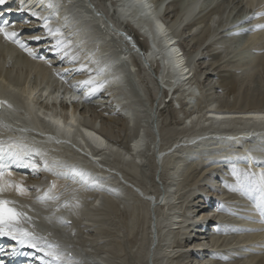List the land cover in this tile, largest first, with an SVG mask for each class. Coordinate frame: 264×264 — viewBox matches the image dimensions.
I'll list each match as a JSON object with an SVG mask.
<instances>
[{"label":"bare ground","instance_id":"bare-ground-1","mask_svg":"<svg viewBox=\"0 0 264 264\" xmlns=\"http://www.w3.org/2000/svg\"><path fill=\"white\" fill-rule=\"evenodd\" d=\"M72 1L75 2L76 0H72ZM77 1H78L77 3L79 4L78 7L73 6V4L68 2L67 0L61 1L62 5L57 4V7L53 11V13L48 14L49 16H52V26L60 28V30L64 33V36L67 39L71 40L72 50L74 48H77V45L83 47V49L85 51H90V49H94L95 47H97V50L93 52L90 59L91 60L96 59L97 57H100L101 59L106 58L107 61L104 64L107 65L108 68L110 66L112 68L111 72L113 73L114 61H115V59H119L120 57H122V55L121 54H115V53L111 54V55L107 54L108 45L105 44L104 41L108 38L109 34L108 33L103 34L102 31L100 32L99 30H97V28L94 25L95 22H98L103 27H108V29H110V26H108V25H109V23H111V21L108 20V23H107V22L102 21V19H98V20L96 19L95 20L93 16L89 17L87 14L90 12L84 11L85 8H87V6H84L82 1H79V0H77ZM93 1L94 0H92L91 3H93ZM166 1L167 0H147V2H145V0H137V2L143 7L149 6L151 4L154 5L155 8L153 9V7H152V12H155L157 9H161V10H162V8L164 9V4ZM205 1H207V0H205ZM256 1L257 0H248V1L246 0V5L252 7ZM96 2H97L96 4L93 3L94 5L90 3V5L92 6V9L95 12H99V10H97V8H99L101 10L106 8V6L102 2V0H97ZM107 2H110V4H111L113 1L107 0ZM175 2L177 3L176 7L173 6L174 8H171L172 4H170V6L166 7V10L171 12L172 16H174L172 24L169 27L167 26V28L172 32L169 36H165L164 32L161 33V44H162V46L160 45V47L158 48V52L155 53V55H157L158 57H161L162 62H161V59L157 58V56H155L154 54H152L150 56L153 59H155L156 62L153 61V59L150 56L144 58V60L145 59L148 60V63H145V61H144L145 65H149V68L147 70L144 68L145 65L141 63V60H139V62L137 61V63L139 64V67H140L139 69L140 70L143 69L142 71H145V73L143 74L144 76H142V73L139 72L138 70H137V72H135V78L138 81V84L141 86L142 82H140V80L142 78L147 77V79L150 80L151 85L154 86L153 90L155 92L154 95H155L157 104L153 100V103L150 106V110H149L150 113L149 114L153 113L152 110H153V107L155 108V106L160 108L161 105H163V103H164V106L162 108L164 110L166 107L165 106L166 104L171 103L173 105L172 101L166 103L165 99H167V97H168L166 91H165V93H162L163 95H161L160 98H158V95L160 93V88L157 87V85L152 81L151 76H150L151 67L153 66L151 63H153V62L156 63V66H157L156 69L158 71L160 70V67H161V66H159V62L162 64V68H164V69L167 68V70H170L169 66H168L167 57L165 54H167L168 52L169 53L172 52L173 53L172 54L173 55V61L175 63L176 69L174 67L173 68L171 67V70L173 71V75L172 74L171 75L174 79V83L173 84L169 83L168 87H169V89H171L177 85V87H176L177 89L175 90V92L179 95V99H178L179 101H181V100H194L195 99L196 100L195 104L197 106H199V108L195 109V110L192 107L194 111L192 110L190 112V110H189V113L185 114L186 116L184 118H182V120L180 119L181 123L180 124L176 123L177 125L173 126L174 129H171V130H176L177 131L176 135L179 136V134L181 132L185 133V134L189 133L188 131H186V129L189 128V127H187L188 122L190 124L189 125L190 130H196V129H199V130H230L231 128H233V130H249V131H253V132L263 131L264 130V103L259 104L258 107L256 106L253 110H247V109L243 110L242 108L245 107L246 104H247V106H249L250 103H252V101L243 100V102H240V100L237 99V100H235V103H233V105L236 104V105H241V106H239L240 110L239 109L236 110L237 109L236 106L231 107V105H232L231 102H233V101H231V102L229 101L231 104L230 107H228L229 105H227L228 101L222 102L223 100H221V102L217 103L216 101H218V98H220V96H218L217 99H214L213 101L207 100L209 103L205 104L204 109L203 108L200 109V105L203 103V99L201 96L202 92L199 90L200 88L197 85L199 83L196 81L201 80L202 84L207 86L211 82L214 81V79H212V78H214L217 75H215L212 72H209L210 70L205 69V68H203L202 72L199 73L198 69H197V65H194L192 68H190L188 66V64L183 65L182 61H183L184 56L183 55L179 56V52L174 48L175 45H170V43L172 42L173 39L180 38L181 36L183 37L186 35V32L184 30L180 29L179 32H177V33H175L174 30L178 27V25H179V28H181L182 26L184 27L185 24H187V21L184 18L186 16L185 14L187 13V9L185 8V5L188 4L189 2H187L186 4H183L184 2H186L185 0H179V1L175 0ZM116 3L117 2H113L112 4L116 5ZM216 3H219V2H216ZM20 4L28 10L31 9V7H32L28 1L26 3H23L21 1ZM158 5H160V7H158ZM205 8L206 7H204L203 3H202L201 8L199 9L200 12L198 11L199 13L197 15L193 16L194 17L193 20H195V18H196L194 23L201 20V15H202L201 13H202V10ZM104 11H107V9H104ZM145 11H146V13L148 12L147 9H145ZM214 11H215V9H214ZM91 13H93V11ZM135 15H137V13H135ZM221 16L223 17L222 18L223 23L220 22L219 24H221L220 26L223 27L222 32L224 34H226L224 32V29L226 28V26H228V25L231 26L233 24V21L229 20V15L227 13L225 14L224 12L221 13V15L218 17L214 15L211 18H208L205 22L206 23L205 34H206L207 40H208V38H209V40H211L215 36L216 33H218V32L220 33V31L218 30L220 28V26H217L213 30H210L211 29L210 25H211V23L214 22L215 19L219 20ZM239 16H240V13H239ZM232 17H233V15H232ZM163 18L168 19L169 16L162 14L161 17L159 18V21L162 20ZM232 19L234 20V18H232ZM111 20L113 21V19H111ZM240 20H241V17H240ZM237 21H239V20H237ZM191 22L189 24H187L185 27H189ZM234 22H236V21H234ZM30 25H34V24H30ZM30 25L24 24V25L20 26L21 29H24V33L22 35H20V38L22 40H23V37L30 36L32 38L34 36H43L45 34L44 32L40 33L39 31H31L29 28H26V26H30ZM193 26L189 28L190 33L192 31V28L198 27V26H194V27ZM230 26H228V28ZM113 28L116 31L110 29V32H113V35L116 38L118 37L117 39L120 41V43H123V48H124V49L122 48L123 52L128 53L131 50H133L129 44L124 43V40L122 39L121 36H117L118 32H122V33L127 34V35H128V32H126L123 28L118 27V26L117 27L113 26ZM161 28H163V27L161 26ZM207 28H209V29H207ZM9 30L14 31L13 28H10ZM186 30H188V29L186 28ZM224 34H223V36H221L219 34L221 36V40L223 39V41H227L228 37L224 36ZM138 36H141V35L138 34ZM216 36H217V34H216ZM243 36H244V38H242ZM243 36L242 37L240 36L241 38H235V37L232 38L233 37L232 36L231 38L229 37L230 39H228V41H232V43H234L233 41H241L242 39L243 40L245 39L246 40L245 42H251L254 45H258V43L259 42L261 43V41L264 42V30L257 32L253 35H250V36H249V33H248V36L245 37V34ZM168 37H170V38L168 39ZM142 39H143V43L145 45V47L142 45L144 48L141 47V44H139V41L138 42L136 41V44H137V47L140 48V50H142L143 52H145V54H147L149 51V48L147 49L145 38L142 37ZM33 40L37 41L35 39H33ZM187 40H188V37H187ZM213 40L217 41V37H216V39L214 38ZM218 40H219V42H222V41H220V38ZM80 41H82V42H80ZM25 42H26L27 46H34V48H35V46H38V45L44 46L46 44V42H42V43L41 42L29 43L27 41H25ZM49 42H52V45H53L55 41L52 38V40H50ZM245 42L243 41L244 44H245ZM12 44L18 49L21 48L19 45L15 44V43H12ZM261 44H263V43H261ZM4 45H11V44L4 43ZM229 47L230 46H228V48ZM41 48H43V47H41ZM231 48H233V47H231ZM247 48H248L247 51L244 52L247 55V58H250L251 55L254 56V58H255L256 55L251 54L252 50H250V48L248 46H247ZM7 49H10V48L7 47ZM256 49H258V48H256ZM32 50L37 54L36 50H38V49H32ZM253 50H255V49H253ZM121 51L122 50H120V52ZM151 51L152 50H150V53H151ZM240 51H242V49ZM25 52H27V51H25ZM123 52H122V54H123ZM228 52H229V50L228 51L225 50V54ZM43 53H45V52L42 51V52H39L38 54H43ZM15 54H18V53H15ZM222 54H224V51ZM230 54H232V51ZM82 55L84 57H86L84 55V52L82 53ZM196 55H198V56L205 55L204 50L201 51L200 49H198V50L192 51V55L189 56L188 59L192 60V57H194ZM261 56H263V57H261ZM133 58H134L133 56H131V58L129 57L130 63L132 62L131 59H133ZM256 58L261 59L259 65L264 66V55H260ZM27 59L18 55L17 65L20 67L29 68L30 72L32 74H36V80H35V82H33L34 84L32 86H29V84L31 83V82H29L27 85V88L21 87L20 89L18 88V90H13L10 87V89L13 91H16V92L20 91L22 95L29 97V99H27V100L29 101V103L31 104V108L33 109V115L35 117L34 120H36L37 128H38V129H33V130H39L37 132L41 131L45 135H44V137H42L39 135H32L30 133L27 134L26 132H23L24 130H26L25 128H27V124H26L27 119H26V116L24 114L26 111L25 108L23 110L24 113L20 112V114L19 113L16 114V116H18L19 119L13 120L14 122L10 121L9 124L13 125L14 129H9V128L4 129L3 133L7 132L9 135L17 137V146H19V148H22L23 154H25L29 157V160L25 164H28L32 168L40 171L41 176H38V175L31 176L28 173H20L17 176H12L11 179L14 181H17V182L22 181L24 186L29 190H31V189L39 190L42 187V186H40V184H42V183L48 184V180L55 179L56 189H55V191L50 193L51 195H54V196L59 194V192L62 193V187L67 186V183H69V186L67 187V191H69L70 193L68 194V196H64V195L63 196L61 195V196L64 197V199H65V197H69L70 200L68 199V201H71L74 203V205L70 203L68 205V207L61 208L62 204H58L56 206H53L54 202H41V201L37 202L36 200L33 199L31 194L28 195L27 197H24L26 201H30V202H33L35 204L34 205L35 210H33V209H29V210L27 209L26 210L30 216L34 215L36 217V219H33L32 225H29V226L32 229V226L34 225V230H39V231L50 230V232H51L50 236L53 239L57 238L58 234L64 233L66 231H69V232L76 231L77 236L75 238H74V236H73V238H72V236H70L71 238L68 236H63L60 239L62 244H70L72 246V248H70V245L67 246L66 248H64V250L67 249L68 252L70 251V252H73L75 254V257L70 261V264H80L81 260L83 261L82 264H103V263L104 264L105 263L114 264V261H113L114 257H111V255H108L107 253H110L113 255H115L116 253L114 251L113 252L112 251L106 252L107 251L106 248H108V246H109V249L112 247H116L115 248L116 250L121 248V244L123 243V241H120L118 238L119 237L118 232H120V230H121V233L123 231L122 234H125V237H126L125 239H127L128 241H130L132 243V246H130V247L135 249V251L131 252V258L134 260V262L135 263H141L143 260H145L147 258V261L145 260V262H146V264H148L149 263V256L151 253L150 247H151L153 238L149 239L151 236L149 231H150V226H151L152 221L150 219L151 216L149 214L150 205L147 202H151V201H148L147 199H142L141 197H139V195L137 194V191H132L131 189H126V188H124V186L122 184H118L119 179L117 178V176H115L111 172H107L104 170H97V169L95 170L93 168V166H90L89 160L87 157L84 156V153H77V151H73L72 146H67L65 143H62L61 141L59 142V140H57V142H56L57 138L54 135L55 133L57 135H60L61 132H59V131H61V130L65 131L64 129L68 128L69 125H73V126L76 125L77 128L79 129V127H81V125H82L80 123L81 120L84 121L83 122V125H84L85 121H87L88 123L92 122L91 121L92 119H90L91 115H95L97 117V124L95 121H93V123H91V129H89V131L82 129V130H79L77 133L79 134L82 131V132L88 134V136H87L88 138L101 141V143L99 145L100 150L91 147L81 134L77 135V137L75 139V140L81 142V145L80 144L78 145L75 142V144L78 146L77 148L79 150L86 149L85 151H87L88 153H94L95 152L94 157L97 158V159H95V160H97V163H102L103 162L102 159L107 160V155L105 154V152L111 154L112 157H114V155H116L117 159H113V161H112L113 163L111 162V164H108L109 167H107L108 165H106L107 169L110 168L111 170H115V172L118 171L121 175L125 174L128 178H126L124 180H127L130 184H134V186L136 188H139L143 194H146L148 191V188H147L148 182H147V174H146L147 172L145 173L143 171V166L141 167V164H143V162H146V158H145V161H143L144 155H141L139 152H137V154L133 155L132 154L133 149L130 148L131 147L130 144L132 143V138H133L132 136H134L136 131L137 130L141 131L142 135L147 134L146 133L147 127H145V129H144L145 131H143L141 129L142 126L139 123V121L141 120L142 116H139V121L137 122L136 127H135L133 121H131V118L129 117V115L131 114L129 112L130 110L138 109L141 112L142 109L138 105V103L136 104L134 102V98H131V97H129L123 93L124 89L122 87V84H121V81L119 80V78H118V80L121 84V87L118 86V80L116 79V77L122 72H119V74L117 72H115L114 76L111 77L112 88L109 87V89L104 90L103 88L106 86V83H104V87L101 89V90H103V94H105L106 92L108 93V92L112 91V100H113L112 104L109 106H105L104 102H101L102 100L100 97H102V94H100L93 101L94 103L93 104L91 103L88 106V101L84 100L83 102H81V100L83 99L82 95L75 94V92H74L75 90L71 89V87L78 85L80 81L86 80L90 76L95 77V79H97L98 81H103L101 78L98 77L99 76L98 74H96V73L89 74L86 71L87 69H85L84 71H80V72H77L76 70L72 71V69H73L72 67H71V69L70 68L69 69H64V68L60 69L59 68L57 70V69L53 68L52 65L48 64L49 59H45V58L35 59L31 55L27 56ZM255 59H250V60H252V62H251L252 64L254 62H256ZM200 60H203V59L199 58L198 61H200ZM198 61H197V63H198ZM244 63H246V62H244ZM244 63H243V65H244ZM56 66H58V64ZM137 66H136V68H137ZM241 66H242L241 64H238L237 67H241ZM244 66H246V65H244ZM250 67L252 68V65H250ZM54 70L57 71V74L59 76H61L67 82H69L70 85H67L64 88L59 86V83L57 82V80H59V79L56 77V80H55L53 77H51L52 72ZM68 70H69V72H68ZM194 70H195V72H198V73L196 74L194 72ZM237 70H239V68ZM155 72L156 71H153V73H155ZM192 72L194 73L193 78L185 80L186 77H188L189 74ZM240 72L242 74V70ZM138 73H141L140 75L142 77ZM155 74L157 75V72ZM18 75H23L22 70L17 71V80H20V82H22V81L24 82V80H23L24 75L23 76H18ZM196 75H197V77H196ZM257 76H259L257 74V70H252L248 73H245L242 76L240 75V77H238V78H235L236 74H232V76H229L228 85H230V87H231V85H234V88L232 90L233 95H236L238 98L237 92L240 91V87H241L240 83H241L242 78H244L246 80H248L247 78H249V79L252 78V80L257 83L258 88H259V89H257V95L261 98H264V81L261 80L260 78H258ZM181 79H183V80L181 81ZM226 81H227V79H226ZM220 84H221V82H220ZM141 87H142V92H145L146 90L144 91L145 88H143V85ZM8 89L9 88L1 87L0 98H1V95L3 94V92L8 91ZM148 90H149V88H148ZM215 90H217V88ZM87 91L88 90L84 87L83 88V94H85ZM197 92L199 93V97L196 94ZM222 92H223V90H222ZM145 93H148V92H145ZM123 94H124L125 98L122 97ZM213 94L214 95L216 94L215 96H217L216 91ZM145 96L146 95L144 94V98H145ZM157 98H158V100H157ZM147 99H149V98H147ZM24 101H26V99ZM139 101H141V100H139ZM101 104H103V106H105V107L100 108L99 112H97L98 107ZM113 104H116L115 108H121V112L115 113L114 116H112V113H110V112L115 110V108L112 107ZM3 105L4 104H2V108H3ZM172 105H170V106H172ZM184 106H186L185 108L188 109V107L190 105L188 106V103L183 104L182 108L179 109V112H181V110L183 109ZM87 107H89V108H87ZM201 107H203V106H201ZM240 107H242V108H240ZM80 108H82V110H79ZM83 108L88 109L87 110L88 115H86L84 117H83V111H85V110ZM172 108H173V106H172ZM247 108H249V107H247ZM127 110H129V111H127ZM139 111H138V113L140 115ZM174 111H177V110L174 109ZM156 112L158 113L157 108H156ZM143 113L144 112L142 111V114ZM176 116H177V114H176ZM143 117H145V116H143ZM107 118H108V120H107ZM100 119H101V121H99ZM102 120H103V122L106 121V125H108L109 127H111L112 124L115 123V121H118V120L122 121V124L120 122H119V124L122 125V130L124 129V132L121 131L122 133H120V134L128 136V138L121 141V139H119V138L120 137L122 138V136H119V134H118L119 131L117 132V134L119 136L118 138H117V136L116 137L114 136L115 138L114 137L111 138V136L113 134V133H111V130H113V129H111L109 127H108L109 128L108 131L111 129L109 131L111 133V135L107 130H104V131L100 130L99 127H97V128H99L98 131H100V133H97L94 130H92V129L96 128V126L99 125L102 122ZM258 121L260 122L259 124H257ZM186 122H187V126H186ZM129 123L135 128V130H132V133L130 131L131 129L129 127ZM178 123H179V121H178ZM103 126H105V125H102L101 129ZM154 127L158 130V125L156 124V126H154V124H153L152 126L151 125L149 126V129H151V132H152V129ZM105 128H106V126H105ZM112 128L115 129L114 126ZM119 128H121V127H119ZM169 128H171V127H169ZM49 130H53V131L55 130V131L53 133H47L46 131H49ZM171 130H169V131H171ZM171 132H173V131H171ZM3 133L0 132V134H3ZM158 134H156L155 131H153V135L157 136ZM91 135H95L98 138L92 137ZM166 136L170 137L169 134ZM172 137H174V136H172ZM59 138L63 139L62 136ZM136 139H137V137H136ZM170 139H171V137H170ZM176 140H178V139H176ZM118 141H120L121 143L125 142L127 145H129V148L126 151L121 150L120 146L117 145ZM72 143L74 146V142H72ZM179 143H181V142H179ZM42 144H44V148L46 151L48 149L54 150L56 152L57 157H53L48 152H46L45 150L40 149L38 146H40ZM97 144H99V143H97ZM152 144H154V140H153V143H150V145H152ZM106 146L110 147L108 149H111L112 151L108 152V150L105 149ZM171 147H172L171 145L169 147L166 146V148H163V149L160 147L161 149H158L157 152H159V153L163 152L164 153L167 149H169V148L171 149ZM101 148H103V149H101ZM173 152L175 153V151H173ZM75 153L78 154L79 156L76 155ZM173 156H174V154H173ZM125 158H129L131 161H127L128 164L127 163L123 164L122 160ZM153 159L151 162V166H153L154 172H156V170L158 169V166L155 163L154 157H153ZM76 160H78L79 162H76ZM59 162H61V163L67 162L71 165H78L79 167L62 165L66 170L70 169V171H68V173H65V171H64V173L62 175L56 176V173L59 172V169L57 168V165L60 164ZM137 162L140 163L139 166H140V168H142L141 171L144 172L145 178H144V175L139 177V174L141 172H139L140 170L138 168L139 166L137 165ZM182 162H183V160L179 161L177 164V167H175L176 172L171 173L170 167L175 162H174L173 158H171V157L168 158V160L165 163L166 165H168V167L166 170L165 169L162 170V174L165 173V176L167 177L165 179L166 180L165 183L162 180V182L164 183L165 186H167L169 184L167 179L171 180L169 176H173L176 178L179 177L178 174L180 172L177 171V169L180 168V164ZM191 165L193 166V164H191ZM24 166L25 165H22V167H24ZM104 166H105V164H104ZM146 167H147V165H146ZM72 168L75 170H73ZM76 168L85 170L87 172L90 171L91 174H89V176L86 174L84 176H80L78 171H76ZM187 168H188V170L192 169V168H189L188 165H187ZM150 173L148 172L149 176H150ZM22 174H24V175H22ZM95 174L99 175V176H94ZM27 175H29V178L32 180H30L27 177ZM162 176H161V178H162ZM188 176H189V173H187V175H186V173L185 174L183 173V175H181L180 177H184L186 180L188 178ZM172 181H173V179H172ZM197 182L198 181H194V184ZM114 184H116L115 187L117 189L113 186ZM177 184L178 183H176L175 185H177ZM185 184H187V181ZM89 185H94V186L90 187ZM157 185L154 187H159V185L158 186ZM191 185H192L191 183L188 184V186H191ZM181 186H182V184H181ZM181 186L179 183V186H178L179 189L181 188ZM188 186L183 185L182 188H184L185 190L180 189L181 192H178V188H177L174 195L172 193L170 186L167 188V190L164 189V187H163L164 195H166L165 196V203L168 206V208L166 210L169 209L170 203H175V201H178L179 199H181L182 198L181 195H187L190 193L191 188L190 187L188 188ZM107 187H109L108 191H106L104 189ZM153 190H155V189H153ZM119 191H121V192H119ZM120 193H121V196H124V197H115V195H119ZM6 194L11 196L12 198H17V199L23 198V196H15L16 193L14 191L8 192ZM46 194H49V192L47 191ZM151 194H152V192H151ZM153 194H157V193L154 192ZM44 195H45V193H44ZM44 195L42 194V196H44ZM69 195H71V196H69ZM125 198H128L127 202H126ZM150 198L154 202V198L153 197H150ZM183 198H185V197H183ZM192 200H193V198H192ZM186 202H187V200H186ZM188 202H189V199H188ZM121 206H123V210L120 208ZM177 208L175 206L174 209L178 210ZM57 209H59V210H57ZM82 209L86 211V212L84 211L85 214H87V215H85V217L91 216V218H92L91 221H84V222L82 221V218H81L82 215L80 213V212H82L81 211ZM157 209L161 213V215L158 213L159 215H157V218H156L157 221L160 222V224H162V226H165V225L169 226V229L165 226L168 229L167 231L166 230L164 231V229L161 228V231H164V234L160 233L161 235L159 234V237L162 240V238L166 236V238L169 240V245H167L169 247L168 248L166 247V248L171 249L170 250L171 252H167V253L165 252V254H167V256L171 257L172 254L176 252L175 247L179 246V244H177L175 247H172V245L176 244L177 242H176V240H174L172 238V236H170L173 233L175 236V233L177 230H173L171 227L176 226L177 223H175V220L168 219L167 212H165L166 210H164V208L157 207ZM157 209H155V210L157 211ZM36 211H39V212H36ZM120 213L122 215V219H124V222H122L120 224H118V223L116 224V222H113L112 217H115V216L119 215ZM208 213H209L208 211L203 212L202 217L205 218ZM62 214H63V219L61 217ZM254 214L257 217L262 218L264 221V215H261L260 210H256V212ZM43 215L46 217H44ZM222 217L225 219V214H223ZM67 218H69V220L70 219L72 220V223L69 225L64 224V222L67 220ZM119 218H121V216ZM209 218H210V215L207 216V219H209ZM86 219H88V218H86ZM193 219H197V217L193 216L192 220ZM116 221H118V220H116ZM119 222H121V221H119ZM41 224H43L42 227H41ZM180 224H183V223L181 222ZM36 225H38L40 228H38ZM196 227L197 226H196V224H194V222L189 224L187 229H186V225L181 226V229L183 228L185 233H184V240L180 244V248H184V249L188 250L185 254L198 256L200 254V252H199V254H197L196 250H194V252H196V253L191 251V249L194 248V249H199L201 251L200 255H202V258L200 256V258L198 260L202 261L203 258H205V260L209 261L208 264H223V262H225L224 264H237L238 262L240 263L241 260H244L245 257L252 258L251 260L256 259L258 261H261L260 264H264V250L263 249H261V250L259 249V251H263V256H260V254H258L259 255L258 256V255L250 254L248 252L250 250L238 251L236 249L231 248L232 246H234V244L243 243V242H246V240L247 241L250 240L249 242L253 243L255 245V244L259 243V241L264 239V234H249V235H240V236L239 235L230 236V237L224 238V240L225 241L228 240V242L232 241L231 243H234V244L220 246L218 243H220V241H222L223 237H225V236L214 235L213 237H209V238L200 237L199 241L193 239L192 242H190L191 236H189V235L196 229ZM95 233L97 235H95ZM74 234H75V232H74ZM104 240H108L109 243L105 244L104 248H102L101 245L104 244ZM224 240H223V242H224ZM79 241H82V243H84L86 245L83 246V248H75L74 244H78ZM208 241L210 242V244L208 246H206V243ZM99 242H101V245H99ZM251 246H253V245H251ZM88 247L90 248V251L87 252V254H85L84 253L86 251L85 248H88ZM92 248L95 249L96 251L94 252ZM123 249H126V248H123ZM251 249H255V248H251ZM121 250H120V252H121ZM229 252H231V253L229 254ZM217 253H223V254L218 255ZM175 254L177 255V253H175ZM175 254H173V255H175ZM158 256L159 255L157 254V252L154 251V255L152 254L153 264H155V262H157V261H158V263L162 264V262L164 261L163 259H161L160 256L159 257ZM39 257L36 256V258H39ZM153 257H155L154 258L155 260H153ZM156 257L159 260H157ZM229 257H231V259H233V260L229 261L228 260ZM131 258H130V260H132ZM172 258H174V257L172 256ZM257 258H259V259H257ZM66 260H68V259L66 258ZM243 263L249 264L246 261H244ZM67 264H69L68 261H67Z\"/></svg>","mask_w":264,"mask_h":264},{"label":"rangeland","instance_id":"rangeland-1","mask_svg":"<svg viewBox=\"0 0 264 264\" xmlns=\"http://www.w3.org/2000/svg\"><path fill=\"white\" fill-rule=\"evenodd\" d=\"M243 1H246V0H243ZM206 2V1H205ZM207 2H211L212 3V1L210 0H207ZM214 3H216V2H219V3H217V4H215V6H216V8H215V11L213 10L212 11V13L214 12V14H215V16H220L221 15V13H227L228 15H229V20L230 21H233V24L232 25H235L238 21L237 20H240V17H241V19H242V17H244V16H246V14L248 15L249 13L248 12H246V11H244V9H243V2L241 1V0H214L213 1ZM219 4V5H218ZM242 7V8H241ZM171 8H174L173 6L171 7ZM206 11H208V9L207 10H204L203 12H206ZM217 11V12H216ZM176 12V11H175ZM174 12V13H175ZM203 12L201 13L202 15H203ZM232 12V13H231ZM239 13H240V16H239ZM233 15V17H232V15ZM201 15V22L200 21H198V22H195L194 24H192L190 27H192L193 25L194 26H201V29L199 30V32L198 33H196V34H192L191 36H188V40H187V37H186V35L185 36H183V39H181V37H180V39L182 40L179 44H178V47H179V49H180V52H182L183 53V56H184V58L185 59H187V58H189V56H191L192 55V51H194V50H198V49H200L201 51L202 50H204V54L205 55H203V57L205 58V59H203V60H200V61H198V63H196V65H197V69H198V72L199 73H201L202 72V69L203 68H205V69H209L210 71L209 72H212V73H214L215 75H217L215 78H212V79H214V81L213 82H211L209 85H207V86H205V85H201V84H199V90L202 92V99H203V105L201 104L200 105V109H204V106H205V104L206 103H209L207 100H210V101H213L214 99H217V97L218 96H220V98H218V101H216L217 103H219V102H221V100H223L222 102H226V101H228V104L227 105H229L228 107H230V105L232 104L233 105V103H235V100H240V102H243V100H249V101H252V103H250V105L249 106H247V104L245 105V107H240V108H242L243 110L244 109H247V110H253L256 106L258 107V105L259 104H261V103H264V98H261V97H259L258 95H257V89H259L258 87H257V85H254L253 83H254V81L252 80V78H247L248 80H246V79H244V78H242L241 79V87H240V91L239 92H237V95H238V98H237V96L236 95H233V92H232V90H233V88H234V85H231V87H230V85H228V78H229V76H232V74H233V71L235 72V71H237L238 73H241L240 71L242 70V74H239V76L241 75H244L245 73H248V72H250V71H252V70H257V74L259 75V76H257L258 78H260L261 80H263L264 81V66H261V65H259L260 64V60L261 59H259V58H256V57H258V56H260V55H264V42L263 41H261V43H263V44H261L260 42L258 43V45H254V44H252V49L251 50H253V49H255L254 50V52L256 51V52H258V53H254L255 55H256V59L253 57L252 59H255V61L256 62H254L253 64L251 63V62H249V63H244V65H246V66H244L243 65V63L241 64L242 66L241 67H237L238 66V64H239V62L241 61V59H238V58H236V55L234 54V53H232V54H230L231 53V49H233L234 47H236L238 44H235V41H233L234 43H232V41H228V39H230L232 36H228V35H226L227 37V41H223V39L221 40V36H223V27H221L220 25L221 24H219L218 26H220V28L218 29L219 31H220V33L218 32V33H216L217 34V36H216V34H215V36L211 39V40H213L214 38L216 39V37H217V41H215V40H213L212 42V44L211 45H208L207 47H205V44H206V42L209 40V38H208V40H207V38H206V34H205V26H206V20L208 19V17L211 15V12H208L207 14H206V16H202ZM223 16V15H222ZM221 16V17H222ZM257 16V15H256ZM255 16V17H256ZM221 17H220V19H221ZM231 17V18H230ZM232 18H234V20L232 19ZM111 19H113L112 17H111ZM237 19V20H236ZM262 18H258V21H260ZM170 19H168L167 21H169ZM171 21H173V20H171ZM234 21H236V22H234ZM113 22V24H114V26L115 27H117V25L115 24V22H114V20L112 21ZM235 23V24H234ZM198 24V25H197ZM232 25L230 26V25H228V26H230V27H232ZM193 26V27H194ZM228 26H226V28H228ZM190 27H185V29L187 28L188 30H189V28ZM104 30H107V29H104ZM229 31V30H228ZM107 33V32H106ZM225 33H227V31L225 32ZM221 36H220V35ZM245 34V37L246 36H248V32L246 33V32H244L242 35H241V37L243 36ZM194 35V36H193ZM219 35V36H218ZM249 35H250V33H249ZM224 36H225V34H224ZM185 37V38H184ZM220 38V41H222V42H219V38ZM230 37V38H229ZM240 37V38H241ZM136 38V37H135ZM232 38H234V37H232ZM242 38H244V36L242 37ZM110 40H111V38H109ZM137 39V38H136ZM185 39V40H184ZM137 41H138V39H137ZM242 41H246L245 39L243 40L242 39ZM231 42V43H230ZM247 43H249V44H251V42H245V44H247ZM121 44V43H120ZM120 44H118L117 43V41H115V39H112V41H110V43H107V45H108V48H107V54L109 55V54H112V53H115V54H121L122 55V57H124V56H126V54L123 52V46H121ZM139 44H141V47H143L144 46V44L142 43V42H139ZM188 44V45H187ZM228 44V45H227ZM244 44V43H243ZM257 44V43H256ZM261 44V45H260ZM143 45V46H142ZM228 46H230L229 48H228ZM190 47V48H189ZM231 47H233V48H231ZM254 47V48H253ZM144 48V47H143ZM189 48V49H188ZM226 48V49H225ZM256 48H258V49H256ZM120 50H122L121 52H120ZM225 50L226 51H228L229 50V52L228 53H226L225 54ZM223 51H224V54H222L223 53ZM122 52L125 54H122ZM259 52H261V53H259ZM207 57V58H206ZM261 57H263V56H261ZM238 59V60H237ZM259 59V60H258ZM240 60V61H239ZM239 61V62H238ZM258 61V62H257ZM238 63V64H237ZM252 65V68L250 67V65ZM138 65V66H137ZM248 65V66H247ZM255 65V66H254ZM134 66V67H133ZM136 66H137V68H136ZM129 68H131V70H136V72H137V70L139 71V72H141L142 73V76H144L143 74L145 73V71H142L143 69H139L140 67H139V64L137 63V61L134 59V60H132V62H131V64H130V66H129ZM152 68V71H158L156 68V66H153V67H151ZM239 68V70H237ZM147 71V70H146ZM155 72V73H156ZM198 72H195L196 74L198 73ZM141 73H138L139 75L141 74ZM135 74V73H134ZM141 76V75H140ZM141 76V77H142ZM146 76V75H145ZM228 76V77H227ZM196 77H197V75H196ZM195 77V78H196ZM225 77V78H224ZM218 78V79H217ZM217 79V80H216ZM222 79V80H221ZM226 79H227V81H226ZM24 80V79H23ZM34 80H35V78H33V79H30L28 82H31L30 84H33V82H34ZM146 80V81H145ZM144 81V82H143ZM168 81V80H164V82H163V86H166V85H168V82L166 83V82ZM23 82V81H22ZM140 82H142L141 84L143 85V88H145L144 89V91L145 92H150L149 94L148 93H145V95H146V101H144L143 103H138V104H141V105H139L140 107H141V113H140V116H142L141 117V120L139 121V123L141 124V126H142V130L143 131H145L144 129H145V127H147L146 129V133L147 134H144L145 136H146V138H147V141L149 142V143H153V140L155 141L154 142V144H153V146H155L156 147V144H157V146L159 147L158 149H163V148H166V146L167 147H169L170 145L172 146L171 147V149L169 148V149H167L165 152H171V153H173L174 155H175V153L176 154H179V148H182V144H184V141L183 140H185L186 139V135H187V133L185 134V133H180L179 134V136L178 135H176L177 134V131L176 130H171V129H174V125L176 126L177 124H180L181 123V121H180V117H182V118H184L186 115L185 114H187V113H189V110H190V112L193 110V108H194V110L195 109H198L199 108V106H197L195 103H193V105H190L189 107H188V109L186 110V109H182L181 110V112H179L178 110L177 111H174V109L172 108V106H170V105H172L171 103H169V104H166L165 106V109L163 110V109H160L159 107H156L155 106V108L153 107V113L155 114L154 116H156V122H155V124H157L158 125V135L156 136V135H153V130H152V132H151V129H149V124L152 126L153 125V123H150L151 121H150V117H149V110H150V106H151V104L153 103V100L155 101V103L157 104V101H156V98H155V92H154V90H153V87L154 86H152L151 85V83L149 82V80L147 79V77L146 78H142L141 80H140ZM198 82V81H197ZM220 82H221V84H220ZM199 83V82H198ZM225 83V84H224ZM30 84H29V86H30ZM21 85V84H20ZM141 85V86H142ZM223 85V86H222ZM228 87H227V86ZM202 86H203V88L205 89V87H207V89H206V91H204V90H202ZM221 86V87H220ZM210 87V88H209ZM224 87V88H223ZM226 87V88H225ZM148 88H149V90H148ZM217 88V90H215ZM221 91H220V90ZM225 89V90H224ZM148 90V91H147ZM218 90L220 91V93H218ZM222 90H223V92H222ZM249 90V91H248ZM216 91L217 92V96H215L213 93ZM200 92V93H201ZM203 93H204V96H203ZM152 94V95H151ZM220 94V95H219ZM161 95H163V94H161L160 93V95H158V98H160V96ZM211 95V96H210ZM213 96V97H212ZM173 97V96H172ZM147 98H149V99H147ZM158 98H157V100H158ZM169 98V97H168ZM152 99V100H151ZM104 100V99H103ZM165 100H168V99H165ZM150 101V102H149ZM231 101H233V102H231V104H230V102ZM178 104H179V101H178ZM180 104H181V102H180ZM159 105V104H158ZM182 105V104H181ZM221 105V104H220ZM231 105V107H235L236 106V110H238L239 109V106H241V105H236V104H234L233 106ZM197 106V107H196ZM201 106H203V107H201ZM127 107V106H126ZM143 107V108H142ZM193 107V108H192ZM247 107H249V108H247ZM251 107V108H250ZM253 107V108H252ZM156 108H157V110H158V113L156 112ZM161 108H162V106H161ZM241 109V110H242ZM186 110V111H185ZM193 110V111H194ZM240 110V109H239ZM142 111L144 112L143 114H142ZM165 111V112H164ZM161 112V113H160ZM87 114H88V112H87ZM176 114H177V116H176ZM91 115V114H90ZM89 115V116H90ZM93 116V117H92ZM112 116H114V115H112ZM143 116H145V117H143ZM90 119H92L91 121L92 122H89V124H91V123H93V121H95L96 122V124H97V117L95 116V115H91V118ZM179 119V120H178ZM107 120H108V118H107ZM182 120V119H181ZM99 121H101V119L99 120ZM158 121V122H157ZM178 121H179V123H178ZM119 122L122 124V121H120V120H118V121H115V123H113L112 124V126L111 127H109L108 125H106V121H104L103 122V120H102V122L100 123V125L102 126V125H105L106 126V128H105V126H103L102 127V129L101 130H107L108 131V129L109 128H111V129H113V130H111V133H113L112 134V136H111V138L112 137H116L117 136V138L119 137V136H122V138L120 137L119 139H121V141L122 140H124V139H126V138H128V136H125V135H122V134H120V133H122L121 131H123L124 132V129L122 130V125L121 124H119ZM177 123V124H176ZM139 124V125H140ZM115 127V129L114 128H112V127ZM109 127V128H108ZM119 127H121V128H119ZM169 127H171V128H169ZM117 128V129H116ZM121 129V130H120ZM89 130V129H88ZM109 130V131H110ZM169 130H171V131H173V132H171V131H169ZM108 131V132H109ZM119 131V132H118ZM137 131H139V130H137ZM170 133H169V132ZM180 131V130H179ZM117 132H118V134H119V136H118V134H117ZM110 133V132H109ZM111 133H110V135H111ZM144 133V132H143ZM173 133V134H172ZM170 135V137H171V139H170V137L168 138L166 135ZM172 134V135H171ZM109 135V134H108ZM109 135V136H110ZM181 135V136H180ZM124 136V137H123ZM134 136H135V134H134ZM134 136H132V137H134ZM172 136H174V137H172ZM114 137V138H115ZM153 137H155L154 139H153ZM158 137V138H157ZM164 137V138H163ZM177 137V138H176ZM184 137V138H183ZM167 139V140H166ZM176 139H178L177 140V142H176ZM180 140V141H179ZM152 141V142H151ZM172 141V142H171ZM170 142V143H169ZM179 142H181V143H179ZM123 145L125 144V142H123L122 143ZM170 144V145H169ZM177 144V145H176ZM121 145V144H120ZM169 145V146H168ZM161 147V148H160ZM176 149V150H175ZM173 151H175V153L173 152ZM164 152V153H165ZM161 153H163V152H161ZM171 158H173V159H175L174 157L175 156H173V155H171L170 156ZM152 159H153V157L151 158V157H149V160H148V162H147V167H143V171L147 174V182H148V185H147V188H148V191H147V193L146 194H148V193H150L151 194V192H152V194L155 192V190H153V189H155V187H154V184L152 183L153 181H152V176H153V171H154V169H153V166H151V162H152ZM154 160V159H153ZM99 164H101V165H103L104 166V164H102V163H99ZM109 164H111V163H109ZM175 164V163H174ZM174 164L171 166V168L172 167H174ZM106 165H108V164H105V167H106ZM150 165V166H149ZM191 167H190V166ZM107 167H109V165L107 166ZM106 167V168H107ZM188 167L189 168H192V169H190V170H188V168L184 171V174L186 173V175H187V173H190L191 171H193V169H194V166H192L191 164H188ZM152 168V169H151ZM108 169H110V168H108ZM141 169L142 168H139V172H141L140 174H139V177H141V176H143L144 175V178H145V174H144V172H142L141 171ZM165 168H163V170H164ZM183 169V168H182ZM166 170V169H165ZM177 171H179V169H177ZM118 172V171H117ZM148 172L150 173V176H149V174H148ZM165 172V171H164ZM163 172V173H164ZM170 172L171 173H175L176 172V170H174V169H170ZM205 172V173H204ZM203 172V174H207V173H209L210 172V170H205ZM123 174V173H122ZM162 174V173H161ZM160 174V179H159V181L162 183V184H164L163 182H162V180L165 182L166 180V176H165V173L164 174H162L161 175ZM22 175H24V174H22ZM182 175H183V173H182ZM123 176V178L124 179H126V178H128L125 174H123L122 175ZM161 176H162V178H161ZM178 176L180 177L181 176V174H178ZM177 176V177H178ZM149 177V178H148ZM151 177V178H150ZM164 177V178H163ZM174 178L175 177H173L172 179L174 180ZM181 178V177H180ZM172 179L171 180H168V181H170V182H172ZM127 181V180H126ZM186 181H187V183H188V180L186 179ZM186 181H184V182H182V183H180V186H181V184H182V186L183 185H186V186H188L187 184H185L186 183ZM150 183V184H149ZM172 183H174V182H172ZM153 184V185H152ZM177 186V188H178V192H181L180 191V189L181 190H185L184 188H182V186H181V188L179 189V183L176 185ZM172 187H175V186H172ZM172 187H171V189H172ZM190 186H188V188H189ZM141 188V187H140ZM150 189V190H149ZM46 192L47 191H43V195H44V193L46 194ZM49 192V191H48ZM174 192V191H173ZM63 193V194H62ZM61 193V195L63 196H68V192H62ZM65 193V194H64ZM154 195V194H153ZM69 196H71V195H69ZM181 197L183 198V197H185V199L187 200V202H188V194L187 195H181ZM64 198V197H63ZM65 199H69L70 200V198L69 197H65ZM181 200V201H180ZM192 201V200H191ZM45 202H49L48 200H46ZM182 202V203H181ZM178 203V204H177ZM175 204H177V205H179L178 207H180V206H182V204H183V207H185L186 206V201H184L183 202V199H179L178 201H176L175 202ZM174 204V205H175ZM53 206H55V204L53 205ZM173 206V205H172ZM172 206H169V211L168 212H171V207ZM176 208H177V206H176ZM187 208V207H186ZM185 208V209H186ZM157 209V208H156ZM178 209V208H177ZM183 210V209H182ZM155 213H154V215H155V217L157 218V215H158V213L161 215V213L159 212V210L157 209V211L155 210L154 211ZM188 214H189V210H188V212H187ZM170 214V213H169ZM121 216V218H119ZM84 218V221H91L92 220V218H91V216H86V217H83ZM86 218H88V219H86ZM91 218V219H90ZM113 219V222H116V224L118 223V224H120V223H122V222H124V219H122V215H121V213L119 214V215H117V216H115V217H112ZM115 218V219H114ZM118 218V219H117ZM67 219H69V218H67ZM71 220V219H70ZM116 220H118V221H116ZM72 221V220H71ZM119 221H121V222H119ZM115 224V223H114ZM115 224V225H116ZM69 225V224H68ZM164 229V228H163ZM155 231H156V236H157V239H158V241H157V245H156V247H154V249H153V251H152V253H150V256L153 254L154 255V251H156L157 252V254L161 257V259H163L164 260V258H165V263L164 264H208V262L209 261H207V260H205V258H203V260L202 261H200V260H198L200 257L199 256H201L202 257V255H198V256H196V255H187V254H183V256L182 255H179L178 253L180 252V249H179V246L178 247H175L177 244H179V242L177 241V233H175V236H174V233L172 234V235H170V236H172V238L174 239V240H176V244H173L172 245V247H175V249H176V252L175 253H177V255L175 254V253H173V254H175V255H173L172 254V256L174 257V258H172V256L171 257H169V256H167V254H165V252L167 253V252H171L170 250L171 249H167L169 246H166L167 248H166V250H165V248L162 246V240L160 239V237H159V234L161 233L162 234V231L160 232V230H159V228H156L155 229ZM159 231V232H158ZM69 232V231H68ZM71 232H73L72 234H70V236H72V238H73V236H74V238L77 236V233H76V231H71ZM71 232H69V233H71ZM74 232H75V234H74ZM119 233V240L120 241H123V243L121 244V248L120 249H118V250H116L115 248L116 247H112V248H110L109 249V246H108V248H106V252H109V251H114L116 254L115 255H113V254H110V253H107L108 255H111V257H114L113 259V261H114V264H146V262H145V260H143L141 263H135L134 262V260L131 258V252H133V251H135V249H133L132 247H130V246H132V243L130 242V241H128L127 239H125L126 237H125V234H122L123 233V231H122V233H121V230H120V232H118ZM183 233H185V231H183ZM74 234V235H73ZM160 234V235H161ZM95 235H97L96 233H95ZM121 235V236H120ZM69 236V237H70ZM118 236V235H117ZM124 236V237H123ZM122 237V238H121ZM71 238V237H70ZM163 238H165V237H163ZM123 239V240H122ZM125 239V240H124ZM172 239V240H173ZM114 240V239H113ZM168 240V239H167ZM108 241V240H104V244L103 245H101V242H99V245H101V247L102 248H104V245L105 244H108L109 243V241L106 243V242ZM223 241V240H222ZM221 241V242H222ZM225 241V240H224ZM82 243V241H79V243ZM127 242V243H126ZM227 242H228V240H227ZM232 242V241H231ZM78 243V244H79ZM80 243V245H82V246H85L86 244H84V243H82L81 244ZM131 245H130V244ZM124 244V245H123ZM100 247V248H101ZM128 247V248H127ZM123 248H126V249H123ZM93 249V248H92ZM109 249V250H108ZM122 249V250H121ZM179 249V250H178ZM85 254H87V252H89L90 251V248L88 247V248H85ZM120 250H121V252H120ZM124 250V251H123ZM93 251L95 252L96 250L95 249H93ZM201 253V252H200ZM121 254V255H120ZM218 255H222L223 253H217ZM206 255V254H205ZM158 256V257H159ZM259 256V255H258ZM260 256H263V251H261V253H260ZM166 257H167V259H166ZM206 257V256H205ZM130 258L133 260H130ZM155 257H153V260H155L154 259ZM156 259L157 260H159L157 257H156ZM252 258H248V257H245L244 258V260H241V262L239 263H237V264H246V263H243L244 261H246V262H248L249 264H260V262L261 261H258V260H256V259H254V260H251ZM257 259H259V258H257ZM108 260V259H107ZM206 262H205V261ZM204 261V262H203ZM81 263L80 264H82L83 263V261L81 260L80 261ZM225 262H223V264H224ZM70 264V263H69ZM105 264H108V263H105ZM152 264H153V262H152ZM155 264H160V263H158V261L157 262H155Z\"/></svg>","mask_w":264,"mask_h":264},{"label":"snow or ice","instance_id":"snow-or-ice-1","mask_svg":"<svg viewBox=\"0 0 264 264\" xmlns=\"http://www.w3.org/2000/svg\"><path fill=\"white\" fill-rule=\"evenodd\" d=\"M7 3V0H0V5ZM48 7H54L52 0H49ZM0 12V17H3ZM32 15L37 16L44 21V28L47 35L52 37L55 41L53 48L55 52L60 55L61 59L67 58L69 62H75L77 57L72 53V42L64 36V33L58 27L52 26V17L40 16L39 13L33 12ZM264 15L258 13L257 16ZM251 19V17L249 18ZM13 27L7 19L0 18V36L5 40L11 41L19 45L22 49L28 52L29 55L35 58L36 53L27 46L26 42L20 38V34L9 29ZM257 28H264V25H257ZM32 39L40 40L42 37L34 36ZM85 70V65L81 64L76 71ZM79 84L83 85L88 91L85 93V98H89L96 92L104 87L103 81H97L95 77H89L86 80L80 81ZM6 103L0 101V105ZM11 107V105H9ZM23 158V149L15 144H6L0 141V237H8L21 246L34 249L36 252L41 253L39 257L41 264H67L66 256L61 251L58 244L48 242L44 236L39 235L34 229L28 227L32 225L33 217L24 210L25 206L17 207V201L5 197V194L14 191L19 196H28L29 190L24 186L23 182H17L11 179L13 172L11 170V161L20 160ZM234 175H240L237 172ZM84 176L83 172L79 173ZM56 187L55 182L52 184V189ZM240 188L248 193H255L257 207L261 215H264V172L259 174L245 173L243 179L240 181ZM49 194L38 197L41 202L45 200H56L58 197ZM64 207H68L65 203ZM59 210V209H57Z\"/></svg>","mask_w":264,"mask_h":264},{"label":"water","instance_id":"water-1","mask_svg":"<svg viewBox=\"0 0 264 264\" xmlns=\"http://www.w3.org/2000/svg\"><path fill=\"white\" fill-rule=\"evenodd\" d=\"M114 1L117 2L116 7L115 6L112 7V8L117 9L116 18H118V20L121 22H130L131 24L134 25L135 28H137L138 30L140 29L143 36H145V38L147 39L150 45V48L152 49V53L155 55V53L158 52V48L160 47V45L162 46L161 44V33L162 32L157 26V21L162 15V10L158 9L155 12H152L149 6H145V7L141 6L137 2V0H114ZM187 1L189 2L190 0H187ZM202 1L203 0H191L188 4L185 5V8L187 9V13L185 14L186 16L184 18L186 19L187 22H189L192 19L195 12H197L198 9L201 7ZM145 9H147L148 11L147 13ZM135 13H137V15H135ZM178 30H179V27L175 29V32H177ZM138 54L140 58L144 61V55L139 52ZM165 55L167 57L168 66L170 70H167V68L165 69L161 68L160 78H159L160 80L155 78L158 82H161L165 78H168V75L170 77L173 75V71L171 70V67L172 68L174 67L176 69L175 63L173 61L172 52L170 53L168 52ZM157 58L161 59V57H158V56ZM161 62H162V59H161ZM128 77L129 76L127 74L121 75V77L119 78V80L121 81V84L125 83ZM119 80H118V86L121 87ZM137 90L139 92L140 97L143 99L144 98L143 92L139 88ZM17 99L19 100L20 107L22 109L25 108L26 110L25 116L27 119V123H26L27 127L37 129V122L36 120H34L35 117L33 115V109L31 108V104L29 103V101L28 100L24 101L26 98H22L19 96L17 97ZM16 114L18 113H16L15 111H10L9 113L5 114L4 120L7 122H10V121L14 122L13 120L19 119V117L16 116ZM129 117L131 118V121H133L135 125L137 123L139 116L136 113H131ZM64 130L65 131H62V130L59 131L61 132L59 136H62L68 142H74L77 135H80L77 133L76 131L77 129L75 128V126H69L68 128H65ZM113 159H117V156L114 155V157H112V155L108 153L107 161H113ZM125 163L128 164V162H123V164ZM83 209L81 210L82 211L81 215L83 214L86 215L85 214L86 211Z\"/></svg>","mask_w":264,"mask_h":264}]
</instances>
